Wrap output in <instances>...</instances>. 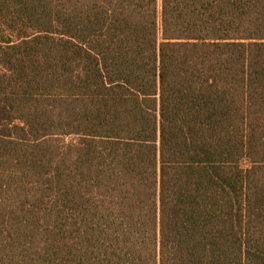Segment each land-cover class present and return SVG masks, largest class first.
Listing matches in <instances>:
<instances>
[{"label":"trees","instance_id":"obj_1","mask_svg":"<svg viewBox=\"0 0 264 264\" xmlns=\"http://www.w3.org/2000/svg\"><path fill=\"white\" fill-rule=\"evenodd\" d=\"M0 264H264V0H0Z\"/></svg>","mask_w":264,"mask_h":264}]
</instances>
